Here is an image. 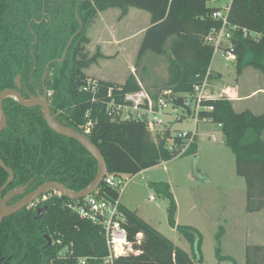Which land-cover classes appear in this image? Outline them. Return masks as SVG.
Listing matches in <instances>:
<instances>
[{"label": "trees", "instance_id": "obj_1", "mask_svg": "<svg viewBox=\"0 0 264 264\" xmlns=\"http://www.w3.org/2000/svg\"><path fill=\"white\" fill-rule=\"evenodd\" d=\"M111 10L120 12L121 21L132 10L150 15L137 65L149 53L164 58L168 64L164 90L189 95L203 85L208 75L210 80L215 77L210 71L214 52L205 40L222 24L213 19L220 9L208 7V0H0V93L17 90L29 101L46 87L52 95L48 100L55 120L82 135L83 127L92 120L95 126L87 138L102 153L108 174L134 178L177 157L164 144L156 145L145 125L112 123L104 105L93 104V96L82 91L92 66L109 59L100 52L90 54L88 31L101 14ZM228 28L233 34L237 74L253 69L264 76V0H233ZM74 36L66 60L52 64L47 72L48 65L62 59ZM139 83L133 75L124 85L102 82L99 96L103 98L115 86L122 94L135 93L141 89ZM150 95L158 100V93ZM233 105L227 100L210 101L206 106L214 111L201 114V119L222 126L224 143L235 155L236 174L246 183V211L260 214L264 212V113H238ZM4 111L8 127L0 134V159L13 171L14 181L3 197L18 188L27 189L10 205L46 183H59L79 193L95 181L98 166L94 158L78 142L51 131L40 107L26 109L15 99H7ZM196 152L197 144L187 154ZM9 177L0 167V191ZM94 196L117 201L121 193L102 183ZM83 202L51 192L6 219L0 225V264H78L79 259H87V264H104L108 250L103 231L74 211ZM44 207H48L47 212L37 220L38 211ZM121 209L127 218L125 228L130 242L139 235L143 240L134 246L136 253L116 264H202L201 234L197 229L179 227L193 247L189 255L137 212L122 204ZM46 237L52 241L49 249H45ZM222 237L223 230L217 236L219 245ZM68 249L74 252L73 259H58ZM217 251L220 261L237 264L232 258L222 257L220 249ZM246 264H264V246L247 247Z\"/></svg>", "mask_w": 264, "mask_h": 264}, {"label": "rangeland", "instance_id": "obj_2", "mask_svg": "<svg viewBox=\"0 0 264 264\" xmlns=\"http://www.w3.org/2000/svg\"><path fill=\"white\" fill-rule=\"evenodd\" d=\"M230 4V0H208V7L222 11ZM117 16L120 17V12L113 10L101 14L88 31L90 54L95 56L100 52L109 59L100 60L87 74L94 79L119 84L133 75L140 83L143 81L141 84L149 94L165 91L168 64L164 58L149 53L137 65L143 39L141 32L150 25V15L132 10L127 21H121ZM112 33H115L114 36ZM133 36L130 41L126 39ZM115 42L122 45L118 46ZM170 49L171 44L168 47ZM211 68L222 78L211 80L208 83L209 90L240 86L244 92L232 93L235 97L239 95V98L257 89L264 90V76L253 69L238 75L236 62H226L220 56L213 59ZM263 101L264 96L258 94L251 102L236 103L235 111H249L260 116L264 111L258 107ZM261 107L264 109V105ZM171 110L172 107L169 114ZM160 119L165 124L173 121L170 116H161ZM173 130L193 132L194 126L183 122L174 124ZM197 146L196 154L162 163L134 178L127 177V187L120 200L125 207L138 212L141 219L189 255L193 254V247L179 232V227L197 229L201 234L202 264H233L220 261L218 249L222 257L232 258L237 264H246V248L264 246V220L260 221L259 214L250 215L246 211V183L236 174L235 155L225 145L219 127L211 123L200 124ZM260 214L264 215V212ZM222 230L223 237L219 245L217 236Z\"/></svg>", "mask_w": 264, "mask_h": 264}, {"label": "built area", "instance_id": "obj_3", "mask_svg": "<svg viewBox=\"0 0 264 264\" xmlns=\"http://www.w3.org/2000/svg\"><path fill=\"white\" fill-rule=\"evenodd\" d=\"M232 1L230 0L231 4ZM231 4L224 11L220 10L213 14V19L219 21L222 27L213 30L206 38L205 44L213 49V59L220 56L226 62L235 63L237 62V55L232 42L233 34L228 28ZM209 81L208 75L203 85L195 87L194 92L189 95L174 94L170 90L161 91L158 93L157 101L143 88L141 83H139L141 89L138 92L122 94L119 92L121 90L115 86L110 87L104 97L100 98L103 91V81L90 78L82 91L93 96V104L104 105L105 114L112 123L145 125L156 145L164 144L166 150L179 158L185 156L192 146L197 144L199 125L208 121L202 120L201 114L214 111V108L206 106V103L219 100V98L208 97L206 87ZM223 95L224 97L220 100L229 97L228 93ZM51 97L52 95L48 93V99ZM171 107V114H169L168 111ZM180 110H183L184 113ZM161 116L173 117V121L165 124L161 121ZM87 118H89V113ZM183 122L192 123L194 131L173 130L174 124ZM94 126L95 123L89 120L82 129L84 136H89ZM127 177L108 174L103 183L122 194L127 187ZM83 201L82 204L74 207V211L82 220L99 227L103 231L108 250V256L103 261L104 264H116L121 258L136 253L134 246L142 243L143 236L139 235L135 242H130L128 231L125 228L127 218L121 209L120 200L108 201L92 196ZM73 257L74 252L69 249L58 255V259H73ZM87 263V259H79L78 261V264Z\"/></svg>", "mask_w": 264, "mask_h": 264}, {"label": "water", "instance_id": "obj_4", "mask_svg": "<svg viewBox=\"0 0 264 264\" xmlns=\"http://www.w3.org/2000/svg\"><path fill=\"white\" fill-rule=\"evenodd\" d=\"M76 36L72 38L70 43L68 44L64 55L61 60H58L56 62H52L47 67V72L49 68L54 63H63L66 58L68 51L71 48L72 43L74 42ZM48 73L44 75V81L47 78ZM17 86H21V81H17ZM7 99H15L20 106L26 108V109H33L40 107L43 110L45 121L50 128L51 131L54 133L66 137L68 139L74 140L78 142L96 161L98 166V175L95 179V181L89 185L85 190L74 193L70 192L67 189H65L61 184L59 183H46L39 187L35 192L26 195L21 201L14 205H10L11 201L20 195H25L26 188H18L16 191L9 192L5 197H3V193L7 190V188L10 186V184L14 181V173L12 170L7 168L4 164V162L0 159V167L6 171L9 174V180L6 183V185L2 188L0 191V225L10 217L20 213L21 211L29 208L34 203L40 201L44 196L47 194L54 192L55 194L60 195L63 198H66L70 201L76 202L80 200L87 199L89 197L94 196L98 190L100 189L102 183L104 182L106 176L108 175V167L107 163L100 152V150L93 145L90 140L82 135L81 133H78L72 129H69L65 126L60 125L52 115L50 103L48 100V89L45 87L43 92H37V96L33 97L31 100L26 101L23 99L21 94L17 90H6L0 93V134H2L8 127V119L4 111V101ZM48 207H44L43 209L38 211V215L36 217L37 220H40L44 214L47 212ZM46 240L48 241V245L45 247V249H49L52 245V241L49 237H46Z\"/></svg>", "mask_w": 264, "mask_h": 264}, {"label": "crops", "instance_id": "obj_5", "mask_svg": "<svg viewBox=\"0 0 264 264\" xmlns=\"http://www.w3.org/2000/svg\"><path fill=\"white\" fill-rule=\"evenodd\" d=\"M131 14H132V11L129 13V15L124 19V20H122V21H127V20H129V18L131 17ZM117 18L119 19L120 17L119 16H117ZM150 22H151V19H150ZM150 26V25H149ZM149 26H148V28H149ZM148 28H146L145 30H143L141 33L143 34V37H144V34H145V32L147 31V29ZM114 34L115 33H112V36H114ZM134 38V36L133 37H129V38H126V39H128L129 41L131 40V39H133ZM143 40V39H142ZM125 41V40H124ZM124 41L122 42V43H124ZM115 43H117L116 45H118V46H120V45H122V43H118V42H115ZM105 56V55H104ZM106 57H108V56H106ZM109 58V57H108ZM102 61H104V60H102ZM100 63V62H99ZM98 65V64H97ZM212 66V65H211ZM210 71L211 72H213V70H212V68H210ZM214 73V72H213ZM90 78H92V79H94V77H92L91 75H88ZM214 78L213 79H211V80H214V79H217V80H221V75L220 74H215L214 73ZM98 80H101V81H103V82H105V80H103V79H98ZM210 80V81H211ZM140 81V80H139ZM209 81V82H210ZM107 82V81H106ZM127 82V81H126ZM126 82H124V83H122V84H119V83H117V82H107V83H114V84H117V85H124ZM142 83V82H141ZM143 84V83H142ZM208 86H209V84H207V87H206V93H207V95H208V97H212V98H219V100L222 98V97H224V93H228L229 94V97H226V98H228V99H222V100H227V101H230V102H233V106H235V104L237 103H240V102H242V101H244V102H251L252 100H254V98H256L257 96H258V94H260V95H263L264 96V90L263 89H257V90H255L254 92H252L251 94H248V95H246V94H243V96H241L240 98H239V95L238 96H234V94L232 95V93L234 92V93H238L239 94V91H241V92H244L243 91V89H242V87L240 88V86L237 88V86L234 88V89H231V88H225V89H222V88H219V87H215V88H212V89H208ZM162 90V89H161ZM160 90V91H161ZM262 92V93H261ZM236 93V94H237ZM234 99V100H233ZM262 105H264V101L262 102V103H260V107H258L259 108V110L260 111H264V109L261 107ZM252 107V106H251ZM234 109H235V107H234ZM203 123V122H202ZM201 123V124H202ZM204 123H211V122H209V121H205ZM212 124V123H211ZM215 125V124H214ZM200 126V125H199ZM218 126V125H217ZM219 127V129L222 131V128H220V126H218ZM197 143H198V141H197ZM197 149H198V146H197ZM120 202H121V200H120ZM121 204H122V206H124L123 205V202H121ZM125 207V206H124ZM125 208H127V207H125ZM128 209V208H127ZM137 214H138V212H137ZM138 216H139V214H138ZM262 216H264V215H261V214H259L258 215V218H260V221H262V220H264V217H262ZM140 217V216H139ZM141 218V217H140Z\"/></svg>", "mask_w": 264, "mask_h": 264}, {"label": "flooded vegetation", "instance_id": "obj_6", "mask_svg": "<svg viewBox=\"0 0 264 264\" xmlns=\"http://www.w3.org/2000/svg\"><path fill=\"white\" fill-rule=\"evenodd\" d=\"M44 90V89H43Z\"/></svg>", "mask_w": 264, "mask_h": 264}]
</instances>
